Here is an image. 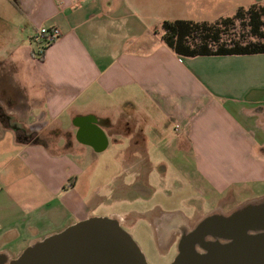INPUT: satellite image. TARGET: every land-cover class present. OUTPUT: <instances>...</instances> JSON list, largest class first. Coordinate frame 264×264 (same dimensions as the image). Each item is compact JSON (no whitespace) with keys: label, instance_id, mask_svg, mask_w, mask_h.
Here are the masks:
<instances>
[{"label":"crops","instance_id":"crops-1","mask_svg":"<svg viewBox=\"0 0 264 264\" xmlns=\"http://www.w3.org/2000/svg\"><path fill=\"white\" fill-rule=\"evenodd\" d=\"M252 5L264 0H0V254L14 259L93 215L111 198L83 184L99 167L118 171L108 187L120 201L151 196L147 171H168L158 145L192 162L211 188L198 191L225 193L217 210L235 199L230 187L263 186L264 52L179 54L161 28ZM41 27L61 35L38 57ZM35 124L39 140L24 131ZM160 212L171 243L187 217Z\"/></svg>","mask_w":264,"mask_h":264},{"label":"water","instance_id":"water-1","mask_svg":"<svg viewBox=\"0 0 264 264\" xmlns=\"http://www.w3.org/2000/svg\"><path fill=\"white\" fill-rule=\"evenodd\" d=\"M0 264H148L113 217H88L28 245ZM170 264H264V199L229 214L210 213L177 243Z\"/></svg>","mask_w":264,"mask_h":264},{"label":"rangeland","instance_id":"rangeland-1","mask_svg":"<svg viewBox=\"0 0 264 264\" xmlns=\"http://www.w3.org/2000/svg\"><path fill=\"white\" fill-rule=\"evenodd\" d=\"M261 31L264 33V13L261 18ZM222 40L225 42L238 43H256L260 38L249 32L248 18L241 17L233 20L232 23L222 28ZM199 38L189 39L190 44H198ZM173 133L172 127L170 128ZM9 135H13L11 132ZM175 134V133H174ZM156 154L168 171H147V185L152 189L151 196L144 198L128 199L122 202L117 198L123 195V191H110V188L115 187V183L111 182L108 187L110 177L118 171H91V175L86 177L83 184L89 187L100 186L102 192L110 195L105 203L92 207L93 215L90 217H117L121 216L124 222L122 228L126 230L137 243L143 252L148 264H170L176 255V242L171 243L168 240L162 242L160 238L159 228L154 222V217L159 215L160 211L173 212L180 211L187 217L188 222L185 230L190 231L203 217L210 213L229 214L234 209L243 204L257 199H264V185L253 187L248 183L239 186L230 187L229 190L234 191V200L228 202L227 205L217 210L220 205V199H223L225 193L209 192L204 194L197 189L210 190V186L195 172L189 171L193 167L192 162L186 159L182 154H175L176 158L171 159V150L167 147L158 145ZM168 157H164L165 155ZM190 162V163H189ZM112 163V162H111ZM177 163L185 165L187 171H175ZM101 162L99 161V166ZM113 165V163H112ZM127 177L126 181H130ZM144 183V181H142ZM106 186H103L105 185ZM229 192V191H227ZM226 192V193H227ZM126 196H132L136 193L130 186L125 189ZM146 214H142V213ZM184 222V219L182 220ZM177 225H182L175 222L171 226V232L176 231ZM179 227V228H180ZM177 228V229H179ZM181 229V228H180ZM178 231V230H177ZM179 232V231H178ZM26 248V247H25Z\"/></svg>","mask_w":264,"mask_h":264},{"label":"trees","instance_id":"trees-1","mask_svg":"<svg viewBox=\"0 0 264 264\" xmlns=\"http://www.w3.org/2000/svg\"><path fill=\"white\" fill-rule=\"evenodd\" d=\"M264 5H252L239 9L232 17L223 18L214 24L197 23L188 20L163 21L162 37L165 43L179 54H247L264 52V33L260 18ZM248 18L249 32L260 38L256 43L225 42L221 38L222 28L236 18ZM199 38L198 44H190L189 39Z\"/></svg>","mask_w":264,"mask_h":264},{"label":"built area","instance_id":"built-area-1","mask_svg":"<svg viewBox=\"0 0 264 264\" xmlns=\"http://www.w3.org/2000/svg\"><path fill=\"white\" fill-rule=\"evenodd\" d=\"M61 35V31L57 27H41L34 36L36 42V55L42 57L47 46L55 42ZM29 131L39 132L38 125L35 124L28 129Z\"/></svg>","mask_w":264,"mask_h":264},{"label":"flooded vegetation","instance_id":"flooded-vegetation-1","mask_svg":"<svg viewBox=\"0 0 264 264\" xmlns=\"http://www.w3.org/2000/svg\"><path fill=\"white\" fill-rule=\"evenodd\" d=\"M25 132H27V135L30 137V138H32V140H39L40 139V136H39V132H37V131H29L28 129H26V130H24ZM131 187L134 189L135 187H137L135 184H132L131 185ZM118 221H119V219H117ZM119 223H120V221H119ZM122 224V223H121ZM120 224V225H121ZM182 225V227H180V225H178L177 226V228L178 227H180L179 229H177L176 228V231H175V234H174V242H176V252H177V243H178V240H179V238H180V236L184 233V232H187V230H185L186 228V226L187 225H183V224H181ZM179 232H178V231Z\"/></svg>","mask_w":264,"mask_h":264}]
</instances>
